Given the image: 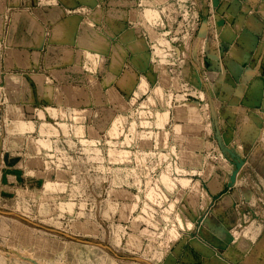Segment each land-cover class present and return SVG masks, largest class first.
<instances>
[{"label": "crops", "instance_id": "obj_1", "mask_svg": "<svg viewBox=\"0 0 264 264\" xmlns=\"http://www.w3.org/2000/svg\"><path fill=\"white\" fill-rule=\"evenodd\" d=\"M94 24L108 25L97 44ZM0 79L38 104L73 106L97 130L115 127L117 155L177 150L179 174H158L148 194L135 181L114 200L128 237L161 247L158 264H264V228L228 234L255 209L235 208L248 195L229 189L234 164L211 157L223 135L250 151L264 126V0H0ZM112 103L130 107L102 123ZM251 152L245 165L261 168Z\"/></svg>", "mask_w": 264, "mask_h": 264}, {"label": "rangeland", "instance_id": "obj_2", "mask_svg": "<svg viewBox=\"0 0 264 264\" xmlns=\"http://www.w3.org/2000/svg\"><path fill=\"white\" fill-rule=\"evenodd\" d=\"M194 5L184 12H192ZM91 29L88 38L97 44L108 25ZM96 44L93 52L99 50ZM147 73L139 72L144 78ZM2 84L0 79V264H158L152 255L161 256V247L148 246L147 235L144 242L129 238L117 220L114 200L118 190L135 186V181L148 194L158 174H179L177 150L151 156L148 149L133 147L117 155L121 136L115 127L97 130L92 119L91 131L84 130L81 124L89 119L73 106L38 104L33 93L25 98ZM127 106L112 103L101 122L115 108ZM244 137L239 136L240 144ZM208 138L218 140L216 133ZM252 138L261 151V168L245 165L255 148L233 147L237 137L232 141L223 135L211 152L218 168L234 164L228 169L229 189L248 195L235 200V208H243L248 199V207L255 209L252 216L242 210V219L228 232L232 239L264 228L263 125ZM155 157L163 162L158 170L153 168Z\"/></svg>", "mask_w": 264, "mask_h": 264}]
</instances>
